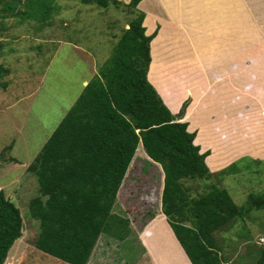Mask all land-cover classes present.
Listing matches in <instances>:
<instances>
[{
    "label": "trees",
    "instance_id": "16d2710c",
    "mask_svg": "<svg viewBox=\"0 0 264 264\" xmlns=\"http://www.w3.org/2000/svg\"><path fill=\"white\" fill-rule=\"evenodd\" d=\"M82 1L103 8L124 5L131 17L112 56L28 166L39 189L29 201L40 221L36 247L70 264H88L101 237L127 241L134 227L114 208L142 143L146 160L162 166L161 209L192 263L222 264L216 233L250 210L264 209V191L250 193L244 207L220 185L191 196L185 180L212 178L207 153L194 143L188 124L178 121L186 106L173 114L148 79L153 36L146 34L141 0ZM55 7V0H0V17L44 28L52 24ZM23 233L20 207L0 190V264ZM263 261L264 248L258 264Z\"/></svg>",
    "mask_w": 264,
    "mask_h": 264
},
{
    "label": "rangeland",
    "instance_id": "374dc122",
    "mask_svg": "<svg viewBox=\"0 0 264 264\" xmlns=\"http://www.w3.org/2000/svg\"><path fill=\"white\" fill-rule=\"evenodd\" d=\"M55 5L52 24L44 28L37 29L34 21L20 24L0 17V190L20 207L24 218L23 236L5 264H70L36 247L40 221L31 214L29 201L39 189L28 166L81 94L83 80L92 78L112 56L131 17L124 5L103 8L82 0H55ZM256 120L264 123L263 114ZM140 155L130 164L114 208L131 220L134 233L119 244L107 236L101 237L103 245L98 242L106 258L112 256V264H137L143 245L136 234L163 215L162 166ZM209 168L211 179L184 181L191 196L220 185L244 207L250 193L264 191V158L246 154L231 165ZM216 236L222 264H258L264 248V209L250 210Z\"/></svg>",
    "mask_w": 264,
    "mask_h": 264
},
{
    "label": "crops",
    "instance_id": "0c3cea01",
    "mask_svg": "<svg viewBox=\"0 0 264 264\" xmlns=\"http://www.w3.org/2000/svg\"><path fill=\"white\" fill-rule=\"evenodd\" d=\"M138 9L153 36L148 79L173 114L186 106L178 121L195 134L208 166L264 158V123L254 122L264 116V0H141ZM137 151L150 159L142 143ZM146 228L136 234L138 263L193 264L164 214ZM98 245L88 264H112Z\"/></svg>",
    "mask_w": 264,
    "mask_h": 264
},
{
    "label": "water",
    "instance_id": "95a60500",
    "mask_svg": "<svg viewBox=\"0 0 264 264\" xmlns=\"http://www.w3.org/2000/svg\"><path fill=\"white\" fill-rule=\"evenodd\" d=\"M262 264H264V261H263V263Z\"/></svg>",
    "mask_w": 264,
    "mask_h": 264
},
{
    "label": "clouds",
    "instance_id": "9594fccd",
    "mask_svg": "<svg viewBox=\"0 0 264 264\" xmlns=\"http://www.w3.org/2000/svg\"><path fill=\"white\" fill-rule=\"evenodd\" d=\"M163 213V212H162Z\"/></svg>",
    "mask_w": 264,
    "mask_h": 264
}]
</instances>
